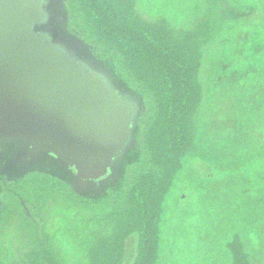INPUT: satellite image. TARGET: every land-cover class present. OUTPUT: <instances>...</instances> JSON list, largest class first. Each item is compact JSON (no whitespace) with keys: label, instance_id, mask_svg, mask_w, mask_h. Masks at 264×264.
Returning <instances> with one entry per match:
<instances>
[{"label":"rangeland","instance_id":"1","mask_svg":"<svg viewBox=\"0 0 264 264\" xmlns=\"http://www.w3.org/2000/svg\"><path fill=\"white\" fill-rule=\"evenodd\" d=\"M26 1L39 2L41 7L45 2ZM135 2L144 19L161 21L177 34L202 27L211 33L202 46L203 101L196 117V143L183 159L163 205L158 264H234L229 245L236 239L247 264H264V0ZM49 5L55 30H61L59 18L67 24L63 0H50ZM20 11L21 18L32 14L22 7ZM74 43L72 38L66 44L70 52ZM55 50L63 56L62 50ZM67 88L94 107L93 119L80 124L45 112L42 106H36L37 112L73 132L82 144H98L104 153L116 149L119 134L130 122L129 105L115 96L108 98L105 91L97 93L91 85ZM29 136L0 127V177L9 178V187L15 185L33 201L27 205L26 200L9 198V187L0 183V264L22 263L37 221L46 224L62 264H89L92 240L100 231H111L101 220V214L112 209L104 205L106 191L99 188L102 196L89 198L90 180L79 187L75 166L73 176L66 167L54 174L52 167L58 168L59 157L50 150L40 153L38 145L46 143L34 144ZM124 147L114 152L100 173L95 171L96 181L112 173L115 158L131 155L132 148ZM50 149H56L54 144ZM21 204L35 218L33 222L23 217ZM138 241V233L128 238L122 264L135 262Z\"/></svg>","mask_w":264,"mask_h":264},{"label":"trees","instance_id":"2","mask_svg":"<svg viewBox=\"0 0 264 264\" xmlns=\"http://www.w3.org/2000/svg\"><path fill=\"white\" fill-rule=\"evenodd\" d=\"M49 1L41 8L44 23L37 22L34 32L45 37L40 39L47 47L62 50L72 70L77 68L86 78L105 79L121 98L133 104L132 122L121 148L125 144L132 153L126 159L115 158L112 173L96 181L95 169L104 161L90 151L73 149L72 142L51 141L49 137L41 141L46 146L39 144L38 150L57 154L60 160L58 168L52 167L54 174L66 167L73 176L75 166L81 177L75 179L79 187L83 180H90L86 190L93 193L89 198L106 191L104 205L112 209L101 214V220L111 231H100L94 237L89 264H122L126 241L136 233L138 255L133 264H158L163 205L183 159L196 143L195 123L203 101L199 81L202 46L211 33L202 27L177 34L161 21L144 19L135 0H63L67 24L59 18L61 30L56 31ZM72 38L75 43L70 52L66 44ZM52 144L56 149H49ZM1 182L9 187V178L2 175ZM7 196L26 200L27 205L33 202L15 185L9 187ZM21 206L23 217L33 222L35 218ZM33 235L21 264H62L46 224L37 221ZM229 247L234 264H247L238 239Z\"/></svg>","mask_w":264,"mask_h":264},{"label":"water","instance_id":"3","mask_svg":"<svg viewBox=\"0 0 264 264\" xmlns=\"http://www.w3.org/2000/svg\"><path fill=\"white\" fill-rule=\"evenodd\" d=\"M29 4L26 0H0V127L21 130L26 135L30 133L29 138L34 144L45 137L51 141L72 142L73 149L90 151L104 161L97 168L100 173L114 152L122 148L132 122L133 104L121 98L105 79L86 78L74 72L58 51L49 44L53 50L47 47L41 40L45 37L36 36L34 32L35 24L42 20L41 4ZM20 7L32 11L29 18H21ZM71 84L91 85L97 93L105 91L108 98L115 96L116 100L129 105L130 122L125 133L119 134L116 149H106L104 153L98 144H82L73 132L62 127L59 129L49 116L37 112L36 106H42L45 112H52L58 118L65 116L71 121H80V124L85 119H93L94 107L67 88ZM99 173H95L96 177Z\"/></svg>","mask_w":264,"mask_h":264}]
</instances>
